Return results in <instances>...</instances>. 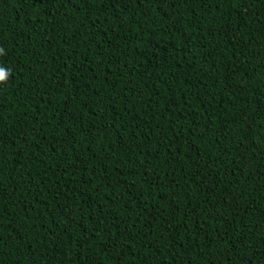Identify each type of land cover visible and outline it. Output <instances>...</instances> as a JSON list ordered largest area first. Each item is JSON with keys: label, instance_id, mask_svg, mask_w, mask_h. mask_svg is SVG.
Instances as JSON below:
<instances>
[{"label": "trees", "instance_id": "obj_1", "mask_svg": "<svg viewBox=\"0 0 264 264\" xmlns=\"http://www.w3.org/2000/svg\"><path fill=\"white\" fill-rule=\"evenodd\" d=\"M0 264H264V0H0Z\"/></svg>", "mask_w": 264, "mask_h": 264}, {"label": "clouds", "instance_id": "obj_2", "mask_svg": "<svg viewBox=\"0 0 264 264\" xmlns=\"http://www.w3.org/2000/svg\"><path fill=\"white\" fill-rule=\"evenodd\" d=\"M8 76H9L8 70L5 67L0 66V83L5 82L8 79Z\"/></svg>", "mask_w": 264, "mask_h": 264}]
</instances>
